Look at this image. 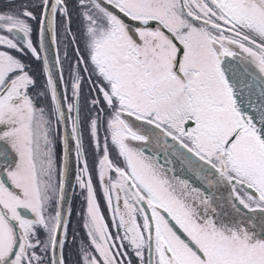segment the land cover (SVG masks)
I'll return each instance as SVG.
<instances>
[{
    "label": "snow or ice",
    "instance_id": "6c2138e0",
    "mask_svg": "<svg viewBox=\"0 0 264 264\" xmlns=\"http://www.w3.org/2000/svg\"><path fill=\"white\" fill-rule=\"evenodd\" d=\"M9 3L0 264H264V0Z\"/></svg>",
    "mask_w": 264,
    "mask_h": 264
},
{
    "label": "water",
    "instance_id": "95a60500",
    "mask_svg": "<svg viewBox=\"0 0 264 264\" xmlns=\"http://www.w3.org/2000/svg\"><path fill=\"white\" fill-rule=\"evenodd\" d=\"M74 175H75V164L71 163L69 168L68 183L65 192V207H68L71 203V199L74 192Z\"/></svg>",
    "mask_w": 264,
    "mask_h": 264
},
{
    "label": "flooded vegetation",
    "instance_id": "af4514ba",
    "mask_svg": "<svg viewBox=\"0 0 264 264\" xmlns=\"http://www.w3.org/2000/svg\"><path fill=\"white\" fill-rule=\"evenodd\" d=\"M0 13H2V12H0ZM33 67L37 68V66L35 64L33 65ZM37 75H39L38 71H37ZM70 206H71L72 212H73L72 223H73V225H75L76 221L79 219V216L77 214L79 213L80 207H81L78 189H74Z\"/></svg>",
    "mask_w": 264,
    "mask_h": 264
},
{
    "label": "rangeland",
    "instance_id": "374dc122",
    "mask_svg": "<svg viewBox=\"0 0 264 264\" xmlns=\"http://www.w3.org/2000/svg\"><path fill=\"white\" fill-rule=\"evenodd\" d=\"M15 4H20L23 3L24 0H14ZM13 5H11L9 3V0H2L0 1V12H4L7 11L9 9V7H11Z\"/></svg>",
    "mask_w": 264,
    "mask_h": 264
}]
</instances>
